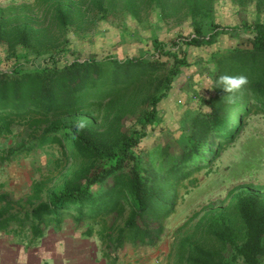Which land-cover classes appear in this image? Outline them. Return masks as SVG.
Listing matches in <instances>:
<instances>
[{"label": "trees", "instance_id": "1", "mask_svg": "<svg viewBox=\"0 0 264 264\" xmlns=\"http://www.w3.org/2000/svg\"><path fill=\"white\" fill-rule=\"evenodd\" d=\"M83 1L87 8L82 9V0H56L51 22L42 30L19 18L4 21L18 8H0V49L8 51L0 60V138L23 134L18 148L28 153L57 144L62 155L78 163L59 190H47L39 181L24 201L0 191V233H13L22 242L27 237L35 245L50 228L61 230L71 221L84 237L104 244L107 264H117L126 243L156 247L176 212L180 189L187 181L196 186L195 173L210 169L235 145L251 119L264 117V23L259 18L246 26L254 34L250 46L213 50L221 35L236 28L211 24L208 31L201 17H210L208 5L216 0H183L191 35L155 39L147 56L70 58L74 53L60 42L69 25L80 26L85 14L106 20L116 10L115 0ZM139 1L149 8L168 0ZM236 1L255 4L257 15L264 10V0ZM123 2L128 8L137 3ZM190 47L205 49L201 74L208 86L191 83L198 103L180 122L181 152L161 147L145 153L150 135L164 122L159 104L192 66ZM37 58L43 62L34 65ZM221 75L248 78L235 103L228 102L233 94L220 88ZM128 121L138 126L130 128ZM229 196L238 224L224 210L205 214L198 224L201 241L181 243L180 264H264V185L246 184ZM22 202L31 210L15 212L14 204Z\"/></svg>", "mask_w": 264, "mask_h": 264}, {"label": "rangeland", "instance_id": "2", "mask_svg": "<svg viewBox=\"0 0 264 264\" xmlns=\"http://www.w3.org/2000/svg\"><path fill=\"white\" fill-rule=\"evenodd\" d=\"M115 1L116 10L111 17L100 20L85 14L84 23L80 26L69 25L68 32L60 35V42L69 46L74 53L70 58L76 56L86 59L103 54H113L119 59L147 56L155 39L163 42L173 39L179 33L192 34L191 18L183 7V0H168L163 7L149 8L139 0L130 8L125 5L124 0ZM214 2L208 5L211 9L210 17H201L206 29L209 31L212 24L220 29L236 28V32L229 31L221 35L213 50L234 43L242 47L250 46L254 34L246 30V26L254 24L259 18L264 23V10L257 15L255 4H240L236 0ZM82 3L85 4L82 9L87 8L88 2L82 0ZM23 4L27 8H19ZM56 4V0H1L0 8H18L17 12L5 15L4 21L19 18V21L23 20L31 27L42 30L49 26ZM48 5L51 9L47 10L46 17ZM87 12L90 13L88 10ZM56 34L59 36L57 32ZM6 55L7 47L2 46L0 60ZM187 56L192 66L184 70V75L174 82L168 97L159 104L164 122L150 135L145 153H152L161 147H168L171 154L181 152L176 138L180 122L193 115L198 103V95L191 83L197 80L200 88L208 86V80H204L201 74L205 49L190 47ZM29 61V66L43 62L40 58L32 63ZM137 124V121L126 122V126L130 128L138 126ZM23 138V134L19 137L9 135L0 138V191L9 194L16 201H24L32 194L34 185L39 181L46 183L47 190L61 189L64 179L77 169L78 163L71 157L62 155L57 144L48 143L43 148L36 147L30 153L19 150L18 143ZM194 177L198 179L196 186L192 187L187 181V188L180 189L176 212L169 219L165 235L159 244L156 247H134L126 243L118 252L117 264H180L181 243L187 238L199 243L201 233L198 224L205 214L213 211L224 210L232 215L233 224H238L230 206L232 198L229 192L250 183L264 185V117L251 119L236 144L228 148L210 169H202ZM14 205L15 212L20 211V208L30 211L32 207L26 202ZM65 224L61 230L50 228L46 233V240L58 238L64 254L69 256L68 260L63 259L64 262L60 263V259L54 256L57 260H50L49 264H105L104 244L97 237H84L81 234L83 229H78L73 222L66 221ZM14 225L11 224L12 227ZM24 232L27 234L30 231L26 228ZM8 235L14 236L13 233ZM25 243L32 253L42 250L44 246V242L43 245L42 242L31 244L27 237ZM72 258L78 262L73 263Z\"/></svg>", "mask_w": 264, "mask_h": 264}, {"label": "crops", "instance_id": "3", "mask_svg": "<svg viewBox=\"0 0 264 264\" xmlns=\"http://www.w3.org/2000/svg\"><path fill=\"white\" fill-rule=\"evenodd\" d=\"M46 236L39 241L42 242V245L44 242L43 249L32 253L26 248L25 242H19L20 240H16L13 236L0 233V264H49L50 260L55 261L60 259V263L61 261L64 262L63 259L68 260L69 256L64 254L62 243L58 241V238L47 241ZM54 256H57V259ZM75 262L78 261L75 259L73 263ZM80 263L82 262L80 261ZM105 264H107L106 261Z\"/></svg>", "mask_w": 264, "mask_h": 264}, {"label": "clouds", "instance_id": "4", "mask_svg": "<svg viewBox=\"0 0 264 264\" xmlns=\"http://www.w3.org/2000/svg\"><path fill=\"white\" fill-rule=\"evenodd\" d=\"M218 84L221 86L226 93H232L233 95L229 99V103L236 102V93L240 92L244 86L248 84V78L244 75L238 76H229V75H221L218 78ZM206 108H209L205 106ZM210 109V108H209Z\"/></svg>", "mask_w": 264, "mask_h": 264}]
</instances>
